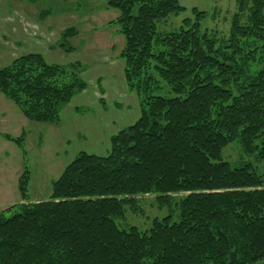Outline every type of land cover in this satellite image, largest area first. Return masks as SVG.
Listing matches in <instances>:
<instances>
[{
    "label": "trees",
    "instance_id": "1",
    "mask_svg": "<svg viewBox=\"0 0 264 264\" xmlns=\"http://www.w3.org/2000/svg\"><path fill=\"white\" fill-rule=\"evenodd\" d=\"M251 1L248 8L250 0H236L229 35L219 38L201 28L205 14L196 10L178 30L159 31L185 11L180 0H107L119 11L110 23L123 38L118 56L139 117L110 137L107 156L79 152L51 182L47 201L17 205L10 217L0 212V264L264 262V175L222 155L237 142L264 164V0ZM75 35L64 30L58 48L73 52L67 43ZM83 72L80 62L26 53L0 68V94L26 120L56 125L87 89ZM162 86L171 97L155 93ZM4 138L25 156L23 133ZM28 182L25 171L22 201ZM145 195L169 214L146 232L120 229L124 207L139 213Z\"/></svg>",
    "mask_w": 264,
    "mask_h": 264
},
{
    "label": "rangeland",
    "instance_id": "2",
    "mask_svg": "<svg viewBox=\"0 0 264 264\" xmlns=\"http://www.w3.org/2000/svg\"><path fill=\"white\" fill-rule=\"evenodd\" d=\"M106 3L107 0H0V68L20 55L39 53L49 63L80 62L84 67L82 77L88 85L64 107L59 125L26 120L0 94V212H5L6 217L17 211V205L47 201L51 182L59 178L79 152L107 156L110 137L139 117L138 97L126 88L123 61L118 56L123 38L117 26L110 23L119 16V11L106 8ZM251 5L250 0L248 8ZM180 6L185 11L160 22L159 31L178 30L184 18L194 20L192 10H196L205 14L200 21L202 29L227 38L237 13L236 0H180ZM45 12L48 16H39ZM136 13L134 6L132 14ZM244 14L241 23L245 24L249 10ZM69 28H74L76 35L67 43L73 52L65 53L57 45L62 32ZM168 92V87L162 86L155 93L171 97ZM22 133L25 156L4 138L5 135L17 138ZM222 155L233 163H250L258 174L264 175V164L244 154L237 142L229 144ZM25 171L29 174L28 200L22 201L18 181ZM137 209L139 213L125 206L124 219L115 220L117 226L146 232L154 219L169 214L166 207L159 209L153 195L138 197Z\"/></svg>",
    "mask_w": 264,
    "mask_h": 264
},
{
    "label": "crops",
    "instance_id": "3",
    "mask_svg": "<svg viewBox=\"0 0 264 264\" xmlns=\"http://www.w3.org/2000/svg\"><path fill=\"white\" fill-rule=\"evenodd\" d=\"M122 75H123V72H122ZM59 125V124H58Z\"/></svg>",
    "mask_w": 264,
    "mask_h": 264
}]
</instances>
